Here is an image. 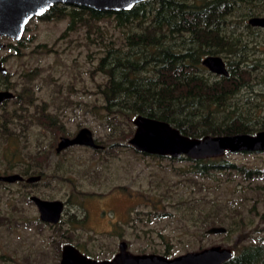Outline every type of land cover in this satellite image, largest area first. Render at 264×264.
<instances>
[{"label": "rangeland", "instance_id": "obj_1", "mask_svg": "<svg viewBox=\"0 0 264 264\" xmlns=\"http://www.w3.org/2000/svg\"><path fill=\"white\" fill-rule=\"evenodd\" d=\"M138 21L119 26L112 18L103 19L91 25L90 30L84 24L78 25L63 37L60 36L68 18L47 21L33 18L27 24L21 39V53L13 51L5 66L14 90L19 92L29 85L35 100L24 102L25 109L8 102L0 113L18 108L16 112L22 115L7 125L9 131L19 136L10 150L28 153L29 166L33 164L30 153L49 152L47 165L41 169L42 179L30 184L28 192L45 199H60L67 205L61 227L56 230L38 223L34 204L24 203L28 229H0V264H15L9 260L11 257L20 264H58L56 241H64L57 236L59 231L67 236L71 234L72 240L87 239L91 247L99 248L104 243V258L118 251L122 240L132 253H153L154 250L160 253L169 249L175 256L194 251L199 244L231 248L249 240L247 234H257L255 229L264 225L262 178L244 180L235 171H213L203 177L193 175L190 170L194 161L186 156L152 158L130 145L114 147L108 152L73 146L55 153L60 136H73L82 127L90 128L96 140L104 143L110 128L104 121V110L100 109L103 99L97 93V86L104 82L105 75L96 69L97 64L107 47L119 46L127 33L138 30ZM238 31L259 43L254 56L264 63V29L258 36L248 34L244 27ZM12 43L17 44L13 40ZM0 55H6V51H0ZM34 68H38V74L29 80L25 75ZM254 88L264 90L259 84ZM238 99L236 105L243 107L231 106V111L250 112L255 117L264 114L262 95L247 89ZM246 102L249 104L245 105ZM42 107L46 114L57 117L56 124L64 134H56L57 129L38 124L35 116L40 115ZM132 127L134 131L133 123ZM221 157L249 168H264V151L226 152ZM57 162L64 168L62 179L55 175ZM15 189L12 192L18 191L20 201L25 199L24 195L21 198V190ZM9 194L6 189L0 190V214L8 213L4 202H8ZM204 204L225 208L226 223L216 226H230L234 231L229 235L206 233L209 227H203L195 219ZM74 212L86 215V228L77 225L68 230ZM81 231L83 236L77 239L75 235ZM25 254H29L32 262H26Z\"/></svg>", "mask_w": 264, "mask_h": 264}, {"label": "trees", "instance_id": "obj_2", "mask_svg": "<svg viewBox=\"0 0 264 264\" xmlns=\"http://www.w3.org/2000/svg\"><path fill=\"white\" fill-rule=\"evenodd\" d=\"M251 16H264V0H145L121 11H97L56 4L35 18L43 21L68 18L60 37L76 30L81 24L90 30L91 25L103 19L112 18L119 26L139 20L138 30L127 33L119 46H106V53L96 68L105 75L104 82L97 86V93L103 99L100 109L104 110V121L110 128L104 143L97 142L103 144L104 151L108 152L114 147L129 146L128 140L133 134L131 122L136 115L166 121L189 137L254 134L264 130V114L255 117L250 112L244 114L230 108L243 107L236 105V101L239 94L247 89L264 97V90L254 88L255 84L264 86V63L260 57L254 56L259 43L238 31L244 27L248 34H261L264 28L248 24ZM19 43L22 45V41ZM207 55H222L228 76L216 75L205 68L201 60ZM37 74L38 68H34L25 76L32 80ZM18 94L25 96L23 103L35 100L29 85ZM246 101L249 102L248 99ZM247 102L245 105L249 104ZM225 109L228 111L223 112ZM11 117L20 118L17 115ZM35 118L39 125L50 126L57 129L56 134H64L56 124L57 117L46 114L43 107ZM5 134L14 133L5 130ZM48 156L49 152L31 153L29 157L33 164L29 167V174H40L42 179L44 174L41 169L47 165ZM193 161V169L190 170L193 175L203 177L213 171H235L244 180L264 179V168L238 165L225 157ZM62 170L64 168L57 162L54 171L61 179ZM217 205L207 207L204 204L197 211L196 221L205 228L226 223L227 211ZM263 226L255 229L257 234H247L249 240L233 245V256L223 264H264ZM225 228L226 235L234 231L230 226ZM59 238L67 242L70 240L66 236ZM204 246L199 244L194 251ZM153 253L158 252L154 250ZM158 254L174 256L169 249Z\"/></svg>", "mask_w": 264, "mask_h": 264}, {"label": "water", "instance_id": "obj_3", "mask_svg": "<svg viewBox=\"0 0 264 264\" xmlns=\"http://www.w3.org/2000/svg\"><path fill=\"white\" fill-rule=\"evenodd\" d=\"M145 0H0V36H7L15 41L22 39L26 26L35 17L42 16L56 4L87 7L97 11L129 10ZM253 27L264 28V16H251L247 20ZM1 46V43H0ZM201 64L216 75L228 76L225 60L220 55H207ZM0 71L6 68L0 62ZM14 97L10 90L0 91V102ZM135 126L128 144L136 151L156 156H186L193 160L222 156L226 152H261L264 151V130L254 134L236 133L230 135H204L189 137L166 121L144 115L132 119ZM71 146H86L94 150L104 149L97 142L88 127L80 128L72 137L60 136L56 152ZM21 179L18 174L0 177V180L14 182ZM41 175H32L27 182L39 181ZM30 200L36 206L41 221L56 224L62 217L64 202L60 199H44L31 195ZM224 226H210L208 234H224ZM233 256V250L220 245H212L201 250L188 251L173 257L158 253L134 254L127 250V243L120 242L119 251L111 258L102 261L92 260L82 255L71 244H65L61 250L59 264H223Z\"/></svg>", "mask_w": 264, "mask_h": 264}, {"label": "flooded vegetation", "instance_id": "obj_4", "mask_svg": "<svg viewBox=\"0 0 264 264\" xmlns=\"http://www.w3.org/2000/svg\"><path fill=\"white\" fill-rule=\"evenodd\" d=\"M6 39H8L9 41L4 42L3 40H6ZM12 40L13 39L10 37L0 36V43H1L0 51H2V50L6 51V55H4V56L0 55L1 65H2V67L6 68L5 74H3L0 71V91L10 90L14 93V97L9 98V99H4L3 101L0 102V110L5 108V106L8 102H14L17 104V106L20 109H22V108L25 109L24 103L22 102L23 96L22 95L17 96L19 94H18V92H16L14 90L15 85L10 81L11 74L8 72V69L5 66L7 61L9 60V58L12 56L13 51H15V53H17V54L21 53V48H20V43H19L21 40H19V41L13 40L17 44H13ZM14 46H15V48H14ZM16 109H18V108H16ZM16 109L14 108L13 110L10 111V113L7 110L0 113V177L12 175V174H18L21 176V179H18L14 182H7V181L0 180V190L6 189V191H8L10 193L8 195V198H7L8 202H4L6 204V209H7L8 213L7 214H0V229L4 228V229H8V230L13 229V228H23V227H24V229H28L29 224H28V221L26 220V216L24 214L23 204L29 202L31 195H36V194H30L28 192V186L30 184L37 183L41 180L40 179L39 181L32 182V183L27 182V178L29 176L40 175V174H32V175L29 174V167L30 166H29V162L27 159L28 153L26 155V153H24L23 151L19 152V151H11L10 150V147L12 148V142L13 141L16 142V139L19 140V138H18L19 136L16 137V134H5V130L9 131V129H7V125L11 124V122L13 121V118H14L11 116L17 115V117L22 118L21 114H18V112H13L14 110L17 111ZM22 127H24V124H22ZM9 132H11V131H9ZM76 132L74 133V135L76 134ZM69 137H72V136H69ZM58 141H57V143H58ZM56 146H57V144H56ZM56 146L54 147V151L56 154L63 151L62 150L60 152H56V150H55ZM71 147H73V146H71ZM84 147H86V146H84ZM101 150H103V149H101ZM37 151L38 150H36L35 152H37ZM39 152L45 153L44 150H41ZM14 188H16V189L19 188L21 190V198L24 195L25 199L22 198V201H20V199L18 198V193H17L18 191L12 192ZM25 189H26V191H25ZM36 196H38V195H36ZM32 204H34V203L32 202ZM66 205H67V203L64 202L63 213H64V210L66 209ZM63 213H62V217H63ZM80 213L81 212H74L71 215V221H69V223L71 225L68 227V230L70 227H74L77 225H79L80 228H86L87 217L85 214L80 215ZM62 217L60 218L58 223L51 224V223H46V222L41 221L39 218V213H38L37 221H38V223L40 222L41 224H45V225L57 230L59 227H61ZM100 232H101V234H104V232H102V231H100ZM66 233H69V231H66ZM69 235L72 236L71 234H69ZM79 235H75V237L77 239H79V237H82L83 236L82 231L79 233ZM57 236L58 237L59 236L70 237V236H67L66 234H64V231L59 232V234ZM88 237H90V236H87L86 238H88ZM122 241H124V240H122ZM122 241H120V242H122ZM120 242H119V244H120ZM65 244L73 245L74 247H76L79 250V252L82 255H85L86 257H88L92 260H96V261H102L104 259H111L119 251V244H118V251H116L113 255L104 258L102 256V254L104 253V243L102 245L99 244L100 245L99 248L91 247V246H88L89 242L87 241V239H85V241H81V240L78 241V240H72L70 237L69 242H67L66 240L64 241V243H60L58 240L56 241L55 249L57 251L56 256L59 258L58 264H59L60 258H61L62 247ZM127 250L130 251L128 249V245H127ZM134 254H142V253H134ZM24 256H25L24 259L26 260L27 263H28V260L29 261L32 260L31 258L29 259V254H25ZM9 260L12 263L20 264L17 262L18 259H14L13 257L9 258Z\"/></svg>", "mask_w": 264, "mask_h": 264}, {"label": "bare ground", "instance_id": "obj_5", "mask_svg": "<svg viewBox=\"0 0 264 264\" xmlns=\"http://www.w3.org/2000/svg\"><path fill=\"white\" fill-rule=\"evenodd\" d=\"M203 161V160H202ZM35 184V183H34ZM235 254V253H234Z\"/></svg>", "mask_w": 264, "mask_h": 264}]
</instances>
